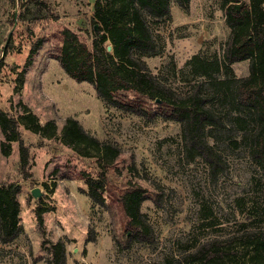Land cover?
Masks as SVG:
<instances>
[{"label": "rangeland", "instance_id": "obj_1", "mask_svg": "<svg viewBox=\"0 0 264 264\" xmlns=\"http://www.w3.org/2000/svg\"><path fill=\"white\" fill-rule=\"evenodd\" d=\"M32 1L39 3L37 17L33 7L26 13ZM94 3L0 0V108L15 118L30 109L40 123L50 119L56 123L51 137L19 123L29 152L25 168L18 141L10 143L7 155L0 147V183L18 187L23 227L12 242H0V264H47L49 248L59 239L65 242V264H176L182 253L205 240L245 229L264 230V170L251 158L244 132L233 122L238 111L231 95L210 82L224 75L209 68L211 78L195 73L198 61H191L194 55L221 60L230 29L220 0H190L187 10L172 2L167 17H146L157 49L140 56L153 74L180 93L199 84L222 116L221 125L210 128L207 135L224 163L216 175L200 157L190 159L186 154L179 122L144 118L106 105L91 83L75 81L60 66L55 57L65 27L91 46ZM248 64V60L233 62V75H246ZM68 116L120 151L107 171L104 206L87 195L88 180L97 179L100 170L96 152L65 141L62 127ZM3 138L0 129V142ZM126 184L145 190L140 210L152 228L150 242L125 246L126 220L110 194L115 197ZM33 188H38V195ZM90 229L95 231L93 241H87ZM214 264H264V255L234 241L228 255Z\"/></svg>", "mask_w": 264, "mask_h": 264}, {"label": "trees", "instance_id": "obj_2", "mask_svg": "<svg viewBox=\"0 0 264 264\" xmlns=\"http://www.w3.org/2000/svg\"><path fill=\"white\" fill-rule=\"evenodd\" d=\"M172 2L184 10L190 4V0H95L90 18L93 27L91 46L77 32L65 27L60 53L55 58L72 79L91 83L106 105L144 118L159 116L179 122L186 154L190 159L200 157L208 165L210 174L216 175L223 169L224 163L207 135L210 128L221 125L222 116L211 107L210 98L199 84L180 93L153 74L140 58L157 49L146 17L153 20L167 17ZM30 4L26 6V13L33 12V7L34 17H37L39 3L32 1ZM220 5L230 29L221 60H206L194 55L191 61H198L199 69L194 71L200 75L211 78L210 71L223 73L222 78H214L210 82L217 90H226L231 95L238 111L232 117L233 122L244 132L251 158L264 170V0H220ZM106 40L110 42L111 49L105 45ZM37 44L31 47L30 56L36 52ZM242 60L249 61L248 73L235 77L230 65ZM19 123L34 133L49 137L54 135L56 123L53 119L40 123L30 109H26L20 118H15L0 108V129L4 136L0 142L1 151L9 154L10 143L18 141L20 163L25 168L29 152L22 140ZM62 135L66 142L79 150L82 149L79 144L95 150L100 170L97 179L88 180L87 195L93 202L106 205L102 190L106 189L107 171L116 160L119 149L110 142L97 139L71 116L64 120ZM83 154L90 153L83 151ZM126 185L118 189L115 197L110 194L126 220L125 246L134 241L150 242L152 228L140 210L147 198L145 190L141 186ZM17 191L15 184L0 183L2 243L12 242L23 231L18 217ZM36 215L41 227L40 209H37ZM94 239L95 231L90 229L87 241ZM234 241L251 245L257 255H264V230L245 229L237 235L203 241L182 253L176 264H214L228 255ZM49 251L47 264L66 263L63 240L52 243Z\"/></svg>", "mask_w": 264, "mask_h": 264}, {"label": "water", "instance_id": "obj_3", "mask_svg": "<svg viewBox=\"0 0 264 264\" xmlns=\"http://www.w3.org/2000/svg\"><path fill=\"white\" fill-rule=\"evenodd\" d=\"M107 48H108V49H111V45H108ZM32 193H33L34 195H38V194H39V190H38V188H33V189H32Z\"/></svg>", "mask_w": 264, "mask_h": 264}]
</instances>
